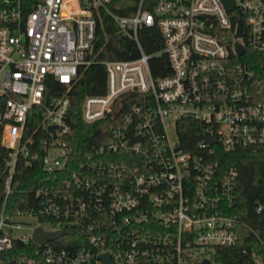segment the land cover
I'll return each mask as SVG.
<instances>
[{
	"label": "built area",
	"instance_id": "2783aa9c",
	"mask_svg": "<svg viewBox=\"0 0 264 264\" xmlns=\"http://www.w3.org/2000/svg\"><path fill=\"white\" fill-rule=\"evenodd\" d=\"M112 1L0 0V264H106L105 254L112 264H224L221 250L242 238L238 170L215 146L264 153V0H138L129 15ZM102 11L139 55L102 62L106 90L84 97L81 114L111 119L110 131L79 149L68 92L95 61ZM142 26H157L158 52L142 49ZM161 54L168 73L154 76ZM51 81L63 89L46 92ZM183 120L201 126L194 150L178 136ZM32 165L42 176L31 199L7 210ZM254 212L264 216V182ZM38 227L60 236L40 245ZM250 230L242 253L264 264V230Z\"/></svg>",
	"mask_w": 264,
	"mask_h": 264
},
{
	"label": "trees",
	"instance_id": "16d2710c",
	"mask_svg": "<svg viewBox=\"0 0 264 264\" xmlns=\"http://www.w3.org/2000/svg\"><path fill=\"white\" fill-rule=\"evenodd\" d=\"M138 0H114L109 7L116 13L129 15L136 7ZM138 39L142 49L147 54H154L162 48V38L157 26H142L138 30ZM95 61L84 68L68 92L70 98V108L67 114V123L71 127L74 136L78 138L79 149L85 147V143L90 138L100 135V131H110L112 120L105 118L94 123H86L82 119L81 106L84 97L87 95L103 94L106 90V70L102 64L105 60L132 59L139 55L137 44L119 34L117 25L111 17L104 11L101 12V22L98 24L96 39L93 45ZM158 63V65H157ZM159 65L165 69L159 70ZM150 67L154 76H162L168 73V60L164 54L153 56L150 60ZM63 89L62 85L51 81L47 84L46 92H58ZM38 118L32 117L28 121L27 127L32 129ZM201 126L194 120H183L178 126V136L186 149L194 150L198 141V134ZM216 150L222 155L218 156L221 164L232 163L238 170L237 178V208L235 211L243 222L242 238L233 249H222L223 255L217 260L224 264H247L246 259L249 253H242V249L249 248L252 241L250 228L255 231L264 230V216L254 212L256 200L260 198L262 185L264 182V153L259 149L251 147L238 148L232 152H224L216 145ZM0 147V159H2ZM42 176V171L37 165H32L23 169L22 174L16 180L14 187L16 194L10 197L7 210L13 211L15 207L23 208V205L12 204V201L21 195L31 199L33 188L38 184V177ZM22 192V193H19Z\"/></svg>",
	"mask_w": 264,
	"mask_h": 264
},
{
	"label": "water",
	"instance_id": "95a60500",
	"mask_svg": "<svg viewBox=\"0 0 264 264\" xmlns=\"http://www.w3.org/2000/svg\"><path fill=\"white\" fill-rule=\"evenodd\" d=\"M231 6H232L231 3H229L228 8H231ZM240 25H241V23H239V25H238L237 36H241V34H242ZM236 50L239 54L243 53V47L241 46V44H239V43L236 44ZM201 138L210 144L215 142V140H209L204 136H201ZM0 174H1V161H0ZM2 189H3V184L0 180V197L2 196ZM59 236H60L59 232H57V233L44 232L40 227H38L34 231L33 240L35 242H37L38 244L42 245L46 241L56 239ZM101 257L105 261L106 264H112L111 261L109 260L108 255L105 254V255H102ZM202 264H210V262L208 260H204V262Z\"/></svg>",
	"mask_w": 264,
	"mask_h": 264
}]
</instances>
